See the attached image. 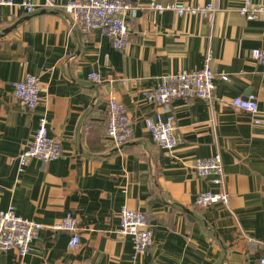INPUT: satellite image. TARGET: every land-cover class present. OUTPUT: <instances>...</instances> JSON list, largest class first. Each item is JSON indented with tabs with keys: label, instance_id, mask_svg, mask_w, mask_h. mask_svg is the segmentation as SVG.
Instances as JSON below:
<instances>
[{
	"label": "crops",
	"instance_id": "0c3cea01",
	"mask_svg": "<svg viewBox=\"0 0 264 264\" xmlns=\"http://www.w3.org/2000/svg\"><path fill=\"white\" fill-rule=\"evenodd\" d=\"M30 1L31 14L0 5V211L13 205L18 216L44 225L70 213L80 244L69 249L66 232L45 228L25 257L0 252V264H257L264 254V67L250 53L264 49V16L240 15L244 0H133L215 10L207 18L139 11L126 18L130 42L117 50L98 31L70 28L61 5L71 0H56L54 9ZM207 58L214 98L171 100L177 144L159 148L144 123L158 107L145 93L161 76L201 69ZM26 74L39 81L32 111L12 95L11 83ZM248 94L257 97L259 125L230 105ZM110 97L133 120L132 137L119 148L105 134ZM41 118L62 154L49 163L29 159L19 172L18 156ZM214 154L224 172L218 187L192 169L194 159ZM208 189L226 192L227 205L197 206ZM122 208L143 212L152 234L134 260L130 237L117 235Z\"/></svg>",
	"mask_w": 264,
	"mask_h": 264
},
{
	"label": "built area",
	"instance_id": "2783aa9c",
	"mask_svg": "<svg viewBox=\"0 0 264 264\" xmlns=\"http://www.w3.org/2000/svg\"><path fill=\"white\" fill-rule=\"evenodd\" d=\"M249 3L250 0H244V5L238 11L240 15L247 20H256L260 15L264 16V5L250 7ZM0 5L22 9L26 14L34 11V5L30 0L19 3L12 0H0ZM44 7L56 8V0H45ZM61 7L71 17V29L77 28L82 33L98 31L106 36L112 47L117 50L125 49L130 42L126 18H135L139 11L149 9L160 15L166 10H171L178 16L207 18L215 10L211 3L204 6H192L182 1H174L170 4L150 1L147 5H140L133 0H71ZM250 56L255 63L264 67V49H252ZM208 61L209 58L201 69L183 70L161 76L158 84L145 93L146 102L158 107V112L153 117H146L144 123L152 141L159 148L171 151L177 144L175 119L169 110L171 100L195 98L209 102L214 98L215 71L210 68ZM88 79L99 82L97 73L88 74ZM11 86L13 98L19 106L28 111L36 108L40 100L39 81L36 76L26 74L22 80L11 83ZM230 105L252 116L254 124L262 123L259 118L260 110L256 95L234 97L230 100ZM162 114L167 115L163 118ZM47 124L45 118L39 119L31 142L18 156L19 172L23 170L29 159L49 163L61 156L60 143L48 135ZM132 124L133 120L124 105L114 97H110L107 102L105 134L114 147L123 146L132 137ZM192 169L197 177L210 179L214 187L221 186L224 172L219 154L194 159ZM228 201L229 195L226 192L208 189L197 195L195 203L201 208H208L216 204L227 205ZM45 228L66 232L69 236L67 243L69 249H75L80 244V229L76 219L70 213L62 217L59 223L44 225L18 216L14 206L10 205L7 209L0 211V252L15 250L18 257H25L31 251V244L38 238L39 232ZM117 235L120 239L130 237L134 250L133 260L145 254L152 244V234L146 216L138 210L127 208L120 210ZM257 264H264V254Z\"/></svg>",
	"mask_w": 264,
	"mask_h": 264
}]
</instances>
